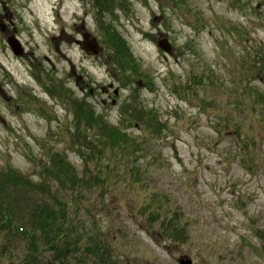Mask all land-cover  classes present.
Returning a JSON list of instances; mask_svg holds the SVG:
<instances>
[{
    "label": "rangeland",
    "instance_id": "1",
    "mask_svg": "<svg viewBox=\"0 0 264 264\" xmlns=\"http://www.w3.org/2000/svg\"><path fill=\"white\" fill-rule=\"evenodd\" d=\"M101 1L0 0V171L39 182L60 153L101 178L60 195L112 264H264V0ZM109 126L139 147L108 150Z\"/></svg>",
    "mask_w": 264,
    "mask_h": 264
},
{
    "label": "trees",
    "instance_id": "2",
    "mask_svg": "<svg viewBox=\"0 0 264 264\" xmlns=\"http://www.w3.org/2000/svg\"><path fill=\"white\" fill-rule=\"evenodd\" d=\"M101 2L106 5V0ZM109 40L111 45L113 43V57L116 56L113 50L115 46L116 51L123 52L117 33L111 34ZM119 63L126 68L123 58ZM260 99L264 100V93H261ZM80 106L81 103L77 109L72 110V114L76 123L80 124L79 127L84 128V123L89 125L94 115L91 111H83ZM73 107H76L75 104ZM152 112L133 109L128 113L127 122L155 119L156 115ZM144 126L148 132L152 131L151 124ZM99 132L96 138L108 146L107 149H112L114 144L115 148L125 151L134 146L136 149L139 147L136 138L125 132L121 133L119 127L109 126L101 128ZM80 135L83 144L85 135ZM48 163L49 166L39 173V182L13 170L0 171V264H65L69 257L86 262L85 255L92 258L87 264H112L105 258L106 249L97 236L87 235V241H84L83 235L77 233L76 227L71 223L73 216L68 202L60 195L61 189H77L80 186L77 180L84 181L83 185L87 187H93L102 183L101 178L93 182L88 177L80 178L77 170L74 172L73 166L60 153ZM179 232L181 231L176 230L175 233ZM172 236L173 234L169 238L179 240V237ZM79 246H85L84 255L78 254L81 251Z\"/></svg>",
    "mask_w": 264,
    "mask_h": 264
},
{
    "label": "water",
    "instance_id": "3",
    "mask_svg": "<svg viewBox=\"0 0 264 264\" xmlns=\"http://www.w3.org/2000/svg\"><path fill=\"white\" fill-rule=\"evenodd\" d=\"M85 41L84 43V47L83 50L87 53L89 52L90 54L96 55L98 54V48L96 46V43L94 46L89 45L87 42V36L84 38ZM89 42H93L94 43V38H92ZM7 45L10 47L11 52L15 55V56H22L24 53V49L23 47L20 45L18 39L15 36H11V38L7 39ZM158 47L160 50H164L165 52H167L168 54L171 53L170 50V44L168 42V39L166 38H162V40L160 42H158ZM180 264H191L190 259L188 258H183V260L180 261Z\"/></svg>",
    "mask_w": 264,
    "mask_h": 264
},
{
    "label": "bare ground",
    "instance_id": "4",
    "mask_svg": "<svg viewBox=\"0 0 264 264\" xmlns=\"http://www.w3.org/2000/svg\"><path fill=\"white\" fill-rule=\"evenodd\" d=\"M82 45H83V43H82ZM84 51V50H83ZM85 52V51H84ZM89 53V52H88Z\"/></svg>",
    "mask_w": 264,
    "mask_h": 264
}]
</instances>
